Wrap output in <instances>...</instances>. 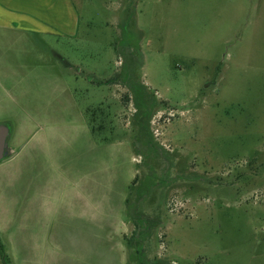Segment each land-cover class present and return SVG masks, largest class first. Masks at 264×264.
Returning a JSON list of instances; mask_svg holds the SVG:
<instances>
[{"label":"rangeland","instance_id":"374dc122","mask_svg":"<svg viewBox=\"0 0 264 264\" xmlns=\"http://www.w3.org/2000/svg\"><path fill=\"white\" fill-rule=\"evenodd\" d=\"M72 3L75 34L22 37L0 88L6 259L44 238L20 207L76 206L102 170L109 199L128 192L129 264H264V0ZM54 240L48 257L75 253Z\"/></svg>","mask_w":264,"mask_h":264},{"label":"crops","instance_id":"0c3cea01","mask_svg":"<svg viewBox=\"0 0 264 264\" xmlns=\"http://www.w3.org/2000/svg\"><path fill=\"white\" fill-rule=\"evenodd\" d=\"M75 26L72 0H0V88L13 90L17 86L13 78L20 69L19 65H13V57L20 53L22 37L30 32L40 36L74 35ZM95 174L101 177L90 174L85 191L74 196L80 200L76 206L58 207L60 194L41 192L38 205L20 207L21 229L31 231L38 227L44 238L34 242L28 240V233L23 236L19 264H129L128 237L124 236L126 222L121 217L128 192L121 186L109 199L108 174L102 170ZM60 228L67 229L62 237L57 236ZM47 236L48 240L55 239L56 246H67L76 254L62 255L59 259L48 257ZM7 262L16 264L12 256L7 257Z\"/></svg>","mask_w":264,"mask_h":264},{"label":"water","instance_id":"95a60500","mask_svg":"<svg viewBox=\"0 0 264 264\" xmlns=\"http://www.w3.org/2000/svg\"><path fill=\"white\" fill-rule=\"evenodd\" d=\"M10 135V127L6 123H0V162L9 156L8 138Z\"/></svg>","mask_w":264,"mask_h":264},{"label":"trees","instance_id":"16d2710c","mask_svg":"<svg viewBox=\"0 0 264 264\" xmlns=\"http://www.w3.org/2000/svg\"><path fill=\"white\" fill-rule=\"evenodd\" d=\"M103 121V120H102ZM100 128H101V126H99ZM98 127V128H99ZM92 130H94V127H92ZM136 229H137V231H136V233L138 232V230H139V227L138 226H136ZM132 236V235H131ZM130 237H128L127 238V245H128V248H129V261H131L130 260V258L131 257H133L134 258V255H133V252L134 251H132V249H133V246H132V244H130L131 242H130V239H129ZM132 239V238H131ZM0 257H1V260H2V262H3V264H7V259H6V255H5V251H4V249H3V247H2V245L0 244ZM132 259V258H131Z\"/></svg>","mask_w":264,"mask_h":264}]
</instances>
